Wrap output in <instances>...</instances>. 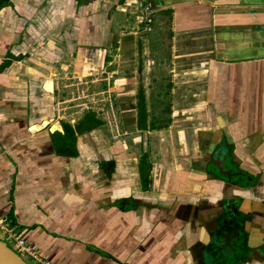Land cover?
I'll return each mask as SVG.
<instances>
[{
	"label": "crops",
	"instance_id": "obj_1",
	"mask_svg": "<svg viewBox=\"0 0 264 264\" xmlns=\"http://www.w3.org/2000/svg\"><path fill=\"white\" fill-rule=\"evenodd\" d=\"M0 218L52 264H264V0H0Z\"/></svg>",
	"mask_w": 264,
	"mask_h": 264
},
{
	"label": "built area",
	"instance_id": "obj_2",
	"mask_svg": "<svg viewBox=\"0 0 264 264\" xmlns=\"http://www.w3.org/2000/svg\"><path fill=\"white\" fill-rule=\"evenodd\" d=\"M0 228H1L0 233L3 234L5 239L15 248V250H17V252L25 256L30 263L52 264L49 261L41 258L39 252L29 247L21 235L15 232L12 228L5 226L1 218H0Z\"/></svg>",
	"mask_w": 264,
	"mask_h": 264
},
{
	"label": "water",
	"instance_id": "obj_3",
	"mask_svg": "<svg viewBox=\"0 0 264 264\" xmlns=\"http://www.w3.org/2000/svg\"><path fill=\"white\" fill-rule=\"evenodd\" d=\"M0 264H29L23 255L15 251L0 233Z\"/></svg>",
	"mask_w": 264,
	"mask_h": 264
},
{
	"label": "rangeland",
	"instance_id": "obj_4",
	"mask_svg": "<svg viewBox=\"0 0 264 264\" xmlns=\"http://www.w3.org/2000/svg\"><path fill=\"white\" fill-rule=\"evenodd\" d=\"M168 79H166V81H167ZM166 83H168V81L166 82ZM101 85V84H100ZM99 85V86H100ZM67 98L66 99H71V98H74V95L73 94H70V95H67L66 96ZM99 99H101L102 100V102H105V101H103V99H105V96L104 95H95V96H89V97H87L86 99L84 98L83 99V101H81V100H77V101H75L76 103H80V102H82V103H89V107H94V106H96V104H97V101L99 100ZM164 100H166L167 99V101L169 100V97L168 96H164V98H163ZM75 102H73V103H75ZM67 103L69 104V103H71L70 101H67ZM166 103L167 102H165L164 103V105H163V107L165 108L162 112H155L154 110H153V112L152 113H157L158 114V118H157V120H156V122H159V123H165L166 121H168L169 120V111H168V107H167V105H166ZM99 105V104H98ZM157 106H159V105H157ZM150 107H153V108H156V105H155V103H154V100H153V98L151 97L150 98ZM78 108H80V107H78Z\"/></svg>",
	"mask_w": 264,
	"mask_h": 264
},
{
	"label": "trees",
	"instance_id": "obj_5",
	"mask_svg": "<svg viewBox=\"0 0 264 264\" xmlns=\"http://www.w3.org/2000/svg\"><path fill=\"white\" fill-rule=\"evenodd\" d=\"M67 130H69V127L67 128ZM67 130H66V134H67ZM142 177H143L144 183H146L147 182V175L144 174Z\"/></svg>",
	"mask_w": 264,
	"mask_h": 264
},
{
	"label": "flooded vegetation",
	"instance_id": "obj_6",
	"mask_svg": "<svg viewBox=\"0 0 264 264\" xmlns=\"http://www.w3.org/2000/svg\"><path fill=\"white\" fill-rule=\"evenodd\" d=\"M53 129H56V126H53Z\"/></svg>",
	"mask_w": 264,
	"mask_h": 264
}]
</instances>
